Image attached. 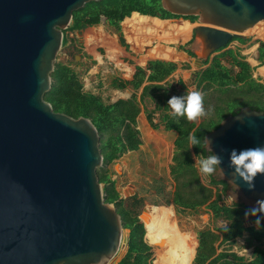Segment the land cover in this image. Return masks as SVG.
I'll use <instances>...</instances> for the list:
<instances>
[{"label": "water", "instance_id": "95a60500", "mask_svg": "<svg viewBox=\"0 0 264 264\" xmlns=\"http://www.w3.org/2000/svg\"><path fill=\"white\" fill-rule=\"evenodd\" d=\"M96 1L0 0V264H117L119 250H127L130 230L98 180L96 127L54 112L44 99L72 13ZM160 4L182 21L196 18L199 64L264 21V0ZM206 139L222 158L224 175H213L229 187L230 201L249 209L264 199V174L249 190L229 166L232 149L264 145V110L242 107L225 117L204 137L211 154Z\"/></svg>", "mask_w": 264, "mask_h": 264}, {"label": "trees", "instance_id": "16d2710c", "mask_svg": "<svg viewBox=\"0 0 264 264\" xmlns=\"http://www.w3.org/2000/svg\"><path fill=\"white\" fill-rule=\"evenodd\" d=\"M140 16L156 18L159 27L163 30H176L178 26L161 20L181 18L163 10L160 0L89 2L72 13L71 22L63 31L62 45L74 47V39H68L66 34L96 26L100 23L101 17H104L118 35L120 46L127 50L128 45L122 36L120 24L127 18L123 22L126 27ZM183 19L190 23L196 21L195 17ZM234 40L239 44L245 42L244 39H232ZM179 49H183V46ZM185 52L190 57H195L189 49ZM227 58L231 69L221 64V60ZM263 59L264 45L261 44L259 60ZM187 67L183 65L184 69ZM233 67L238 69L236 73ZM177 68L176 62L161 60L148 61L145 68L133 66V75L130 80L114 78L110 84L111 88L117 90L131 87L133 94L128 99H118L107 103L99 95L84 90L78 74L69 64L55 63L51 73L50 91L45 94L44 99L51 105L54 112L63 113L72 118L90 119L99 133L102 166L98 169L97 175L102 185L104 201L115 207L121 215L123 227L130 230L126 253L117 264H151L152 262L151 247L144 240L145 229L136 213L141 201L133 199L126 204L127 199L120 198L115 181L111 179L112 174L109 168L123 154L138 150L141 140L136 118L140 112V104H143L146 99L154 104V110L146 115L150 126L153 129L158 127V124L152 121V113L160 111L159 124L166 130L177 133L172 163L168 167L169 175L174 182L171 202L179 212L186 210L194 212L205 207L213 221L226 222L224 226L204 228L197 232L198 246L191 264H264V251L259 247H255L250 260L231 251L236 239L243 237L244 234L248 235L245 240L248 247L261 242L264 238V224L257 228L255 218L245 216L248 208L242 204L235 202L229 205L221 204L229 187L226 183L218 181L213 174L203 172L207 181L204 185L193 160V156L200 160L210 155L204 149V137L216 129L225 117L236 113L242 107L264 110V81L259 82L252 77L253 69L238 52L228 50L214 57L211 64L203 71L197 72L195 76L194 84L196 90L202 93L203 106L207 96L213 99L211 111L206 113L196 126V123L187 119L186 116H177L174 112L168 113L170 111L168 100L171 97L168 93L171 91L167 86L159 83L168 78ZM176 85L179 86L178 90L170 87L175 95L187 94L188 87L182 80H178ZM141 87L142 92L138 99L136 91ZM189 133L196 135L200 142L192 144L188 139ZM213 186H221V188L213 191ZM248 217L250 225L246 224ZM223 245L229 247L217 253L219 246Z\"/></svg>", "mask_w": 264, "mask_h": 264}, {"label": "rangeland", "instance_id": "374dc122", "mask_svg": "<svg viewBox=\"0 0 264 264\" xmlns=\"http://www.w3.org/2000/svg\"><path fill=\"white\" fill-rule=\"evenodd\" d=\"M124 20L120 24V27L122 33L124 30L123 37L128 45V52H132L130 55H123V51L125 49L124 47L120 46L118 42V35L115 33L113 27L108 25L106 19L101 17L100 23L98 25L92 29L86 28L82 34L76 35V33H68V37H72V39H74V47L62 45L56 56L55 63H67L76 71L85 91L99 95L107 103L121 96L119 91H115L113 88H111V80L114 78L119 80L129 79L130 74L132 75L131 72L133 71V66L143 65L144 63H147L151 60L187 63L185 58L179 55L180 50L178 47L181 46L188 47V49L195 55L198 54V48L195 46V41L193 39V27L197 24L196 21L192 24L187 21H182L181 18L162 21L174 26H178L176 30H172L178 35L172 36V38L169 36V34H166L164 35L166 36L165 39L163 36L159 35L160 33H158L156 36L155 33L148 34L149 32L147 31L139 30L134 31L135 33L131 32V42L130 39H127L128 36L126 37L125 34L128 26L124 27ZM153 20L154 24L158 26L159 23L157 19L153 18ZM258 33L259 36H257ZM89 34L94 35V38L90 44L87 42V35ZM244 40L245 42L241 44V53L245 57V60H247L254 67V71L252 73L253 78L256 80L259 79L262 82L264 80V71L261 70V73L260 69L264 68L262 67L264 62H258V60H254V56H257V47L260 44L264 45V21L257 23L255 27L252 28L250 34H244ZM235 42L238 41L234 40L228 45V47ZM155 47L161 49H165L167 47L169 49L171 48L174 51H177L178 55L172 60H164L150 56V50ZM187 65L188 69L173 73L171 79H182L184 83L190 87L191 84L188 82V80L190 77H192L191 74L195 73L199 66L197 67L194 62L190 61L187 63ZM214 96L216 97L215 94ZM207 99L208 100L205 102V104H207L203 106V113L197 118L192 119L193 122H199L206 113L211 111V101L210 98ZM147 108L152 110V103H148ZM155 132L157 134H161L159 133V130ZM143 135L145 136L144 131ZM156 148L157 144H151L148 145V147H144L143 150H141L138 160L134 159L130 164H128L125 172L123 171V167H125L123 164L125 161L121 159L110 165L109 168L112 173L111 179L115 181L120 196L123 199H127L126 204L130 203L133 199L140 200L141 204L136 209L138 216L141 215L143 210H145L147 207L154 206L171 208L179 230L186 234H192L196 240V243L197 232L199 230L204 228L224 226L226 222L222 220L213 221L205 207H201L194 212L188 210L179 212V210L176 209V207L171 202L174 191V182L169 175L168 168L172 158L171 146L169 145L167 150L163 172L158 170V165L155 162V153L157 152ZM193 160L199 171L201 182L206 185L207 181L205 179V175L201 171L199 164L200 160L196 157H193ZM130 168L133 169V176H131V178H129L127 174V171ZM132 188L135 191V195L130 197L133 191ZM220 188L221 186L212 187L213 191H216ZM230 203L231 201L226 194L223 197L221 204L229 205ZM142 220L144 222V219ZM246 224L250 225L251 223L247 220ZM245 239L246 238H242L238 241H235L231 247V251L235 252L238 256L244 257L245 259H250L253 255L254 247L258 246L264 249V240L261 243H254L253 246L248 247ZM228 247V245L219 246L217 250L221 251L223 248ZM125 252L126 247L120 249L116 257V261L120 260L125 255ZM151 254L153 260L152 247Z\"/></svg>", "mask_w": 264, "mask_h": 264}, {"label": "bare ground", "instance_id": "6f19581e", "mask_svg": "<svg viewBox=\"0 0 264 264\" xmlns=\"http://www.w3.org/2000/svg\"><path fill=\"white\" fill-rule=\"evenodd\" d=\"M131 30H144L149 33L154 32L156 34L157 32L161 34L164 31L163 33H165V35L170 31L175 36L178 35L176 32L171 30L165 31L159 29L154 24L153 18L148 16H140L136 21L131 22L128 25L126 34L131 32ZM126 36H128V34ZM257 36H259V33ZM149 55L164 60H172L175 59L178 54L173 49H169L168 47L165 49L155 47L150 50ZM261 70L264 71V68L260 69V72ZM143 131L145 133L147 142L153 140V135L150 132L151 130L145 129ZM159 143L160 145H158L159 147L157 148L158 157L155 158V162L158 165V170L163 172L169 144L167 139H163ZM143 218L145 226V238L147 243L153 248L152 264L191 263L195 251L196 240L192 234H186L179 230L171 208L154 206L147 207L144 210Z\"/></svg>", "mask_w": 264, "mask_h": 264}, {"label": "crops", "instance_id": "0c3cea01", "mask_svg": "<svg viewBox=\"0 0 264 264\" xmlns=\"http://www.w3.org/2000/svg\"><path fill=\"white\" fill-rule=\"evenodd\" d=\"M125 19H127V18H125ZM168 20H171V19H168ZM161 21H167V20H161ZM187 21V20H186ZM107 22V21H106ZM189 22V21H188ZM122 23V22H121ZM190 23V22H189ZM191 24V23H190ZM158 25V24H157ZM159 26V25H158ZM157 26V27H158ZM95 26H92V27H88V28H90V29H92V28H94ZM87 28V29H88ZM159 29H161L160 27H158ZM86 30V29H85ZM163 30V29H162ZM84 30H82L81 31V33H78V31L77 32H75L76 33V35H79V34H82V32H83ZM166 31V30H165ZM172 31V30H171ZM131 32L133 33L134 31L133 30H131ZM131 32H128L127 34H128V37H127V39L129 40L131 37H132V34H130ZM164 32V31H163ZM161 33V34H159V35H161V36H163V38H165V33ZM122 33V32H121ZM123 33H124V30H123ZM123 33H122V36H123ZM152 32H150L149 34H151ZM154 33V32H153ZM70 34H73V33H70ZM125 34H126V32H125ZM126 34V35H127ZM156 34V33H155ZM169 36H175L174 34H172L170 31H169ZM67 36H68V33L66 34ZM130 35H131V37H130ZM141 35H144V34H141ZM148 35V34H147ZM156 35H158V32H157V34ZM71 36V35H70ZM93 38H94V35L93 34H89V35H87V42L90 44L91 42H92V40H93ZM124 38V37H123ZM141 38H142V36H141ZM68 39H72V37H68ZM140 39V38H139ZM166 39V38H165ZM130 42V41H129ZM231 42H233V41H231ZM127 44V43H126ZM179 48V47H178ZM125 49V48H124ZM144 49V48H143ZM188 48L187 47H184L183 46V49H179L180 50V52H179V54L181 55V56H183V58H185V60H186V62L187 63H189V61L190 62H194L195 63V65L198 67L197 69H196V71H195V73H193V74H191V76L192 77H190V79L188 80V82L191 84L190 85V87L187 85V84H185L184 83V81L182 80V79H171L172 77V74L168 77V78H166L163 82H161V83H159V84H161V85H163V86H167L168 88H169V91H171V92H169L168 94L170 95V96H173V95H175V92L174 91H172L171 90V88L170 87H172V88H174V89H176V90H178L179 89V86H177L176 84H177V81L178 80H182L183 81V83L188 87L187 89H188V92L189 91H192V90H196V86H195V84H194V81H195V76H196V73L197 72H199V71H203L204 69H206L210 64H211V62H212V60H213V58L214 57H216V56H218V55H220V54H222V53H224V52H226V51H228V50H232L234 53H239V55L241 56V57H243V60L244 61H246L248 64H249V66L253 69V71H254V67H253V65L252 64H250L247 60H245V57L242 55V53H241V44H239L238 42H235V43H233V44H231L229 47L227 46V47H225V48H223L222 50H220V51H217L215 54H213L212 55V57L209 59V60H207V62L205 63V61L202 63V64H199L198 62H197V60H198V58H197V55H195V57H190L186 52H185V50H187ZM176 53H177V51H175ZM130 53H132V52H128V49L126 50H124L123 51V55L125 56V54L126 55H130ZM255 58H254V60H257L256 59V57L257 56H254ZM263 62H264V59L262 60ZM259 62V61H258ZM177 63V62H176ZM187 63H177L178 64V68L176 69V71L175 72H177V71H183V70H186V69H188V67L186 68V69H184L183 68V65H187ZM226 63V64H225ZM221 64L223 65V66H225L226 68H228V69H231V65H230V62H229V60L228 59H223V60H221ZM228 64V65H227ZM135 66H140V67H142V68H145V66H146V63H144L143 65H135ZM188 66V65H187ZM262 67H264V63L262 64ZM233 69V71H234V73H236L237 71H238V69L236 68V67H233L232 68ZM253 71H252V73H253ZM174 72V73H175ZM132 73V75H133V71L131 72ZM132 75L130 74V77H129V79H127V80H130L131 78H132ZM261 75V74H260ZM262 76V75H261ZM253 77V76H252ZM257 80H259V79H257ZM264 81V80H263ZM262 81V82H263ZM259 82H261L260 80H259ZM146 83H144V85H145ZM115 91H119L120 93L119 94H121V96L120 97H118V98H116L115 100H113V101H111L110 103H112V102H114V101H116V100H118V99H128L132 94H133V89L131 88V87H127L126 89H123V90H117V89H114ZM141 92H142V87L140 88V89H138L137 91H136V95H137V98L139 99V96H140V94H141ZM187 92V93H188ZM207 98H210V101H211V105H212V103H213V99L211 98V97H209V96H207L206 98H205V102H206V100H208ZM151 104L152 102L149 100V99H146L145 100V102L143 103V104H140V112H139V114H138V116H137V118H136V121H137V129L139 130V133H140V140H141V144H140V146H139V148H138V150H136V151H131V152H127V153H125V154H123L118 160H123V161H125V163L123 164L125 167H123V171L125 172L126 171V167L128 166V164H130L134 159H137L138 160V157H139V155L141 154V150H143V148L144 147H148V145H151V144H157V148L159 147L158 145H159V142L160 141H162L163 139H167V142H168V144L171 146V151H172V156H173V152H174V142H175V140H176V138H177V133L175 132V131H173V130H166L165 128H164V126L163 125H161V124H159V121H160V116H161V112L160 111H157V112H154V113H152V121H153V123H155V124H158V127L156 128V129H153L151 126H150V124H149V122H148V120H147V113H149V112H152L153 110H154V104L152 103V110H149L148 108H147V104ZM207 104V103H206ZM205 104V105H206ZM214 105V104H213ZM170 111L168 112V113H172L173 112V110L170 108L169 109ZM205 116V115H204ZM203 116V117H204ZM192 121V120H191ZM202 121V118H201V120L199 121V122H197L196 123V126L200 123ZM145 129H148V130H151L150 132L152 133V135H153V140H151V141H148L147 142V140H146V138H145V136L143 135V130H145ZM159 130V133H161V134H157L155 131H158ZM156 135H155V134ZM162 133H164V134H162ZM171 143V144H170ZM156 148V149H157ZM148 149V148H147ZM144 152V151H143ZM142 155H143V153H142ZM171 156V157H172ZM156 157H158V152H156L155 153V158ZM194 157V156H193ZM118 160H116V161H118ZM171 160H172V158H171ZM115 161V162H116ZM171 163H172V161H171ZM171 163H170V165H171ZM169 167V166H168ZM111 172V171H110ZM132 173H133V169L132 168H130V169H128V171H127V174H128V177L129 178H131V176H133L132 175ZM112 174V173H111ZM115 186H116V190L117 191H119L118 190V187H117V185H116V183H115ZM133 189V188H132ZM119 193V192H118ZM119 195H120V193H119ZM133 195H135V191H134V189H133V191H132V193H131V195H130V197L131 196H133ZM120 198L121 199H123L121 196H120ZM124 200H126V199H124ZM139 217V216H138ZM248 237V235L247 234H244V236L243 237H241V238H237L236 239V241H238V240H240V239H242V238H247ZM246 240V239H245ZM264 240V238L261 240V242ZM261 242H259V243H261ZM197 244V243H196ZM198 246V245H197ZM256 247H258V246H256ZM197 248V247H196ZM260 248V247H259ZM254 249H255V247H254ZM260 249H262V248H260ZM263 251H264V249H262ZM254 251V250H253ZM220 251H218L217 250V253H219ZM195 257V256H194ZM192 259H194V258H192ZM251 259V258H250ZM250 259H248V260H250ZM193 261V260H192ZM191 261V262H192Z\"/></svg>", "mask_w": 264, "mask_h": 264}, {"label": "clouds", "instance_id": "9594fccd", "mask_svg": "<svg viewBox=\"0 0 264 264\" xmlns=\"http://www.w3.org/2000/svg\"><path fill=\"white\" fill-rule=\"evenodd\" d=\"M168 105L177 116H186L192 120L203 113V96L199 90L189 91L186 95H173L168 100ZM189 141L192 144H198L200 141L196 135L189 133ZM210 155L202 157L199 161L201 171L206 174L224 175L220 167L222 158L219 154L214 153L210 147L211 141L206 139ZM234 169V174L242 179L249 190H254V183L258 174H264V145H257L241 150L232 149L230 153V165ZM238 189L239 185L236 184ZM245 216L255 218L257 228L262 226L264 221V199H258L256 205L246 209Z\"/></svg>", "mask_w": 264, "mask_h": 264}, {"label": "flooded vegetation", "instance_id": "af4514ba", "mask_svg": "<svg viewBox=\"0 0 264 264\" xmlns=\"http://www.w3.org/2000/svg\"><path fill=\"white\" fill-rule=\"evenodd\" d=\"M260 47H261V44L257 47V57L256 59L260 62L259 60V55H260ZM188 48V47H187Z\"/></svg>", "mask_w": 264, "mask_h": 264}]
</instances>
